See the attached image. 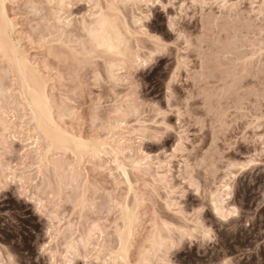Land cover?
Instances as JSON below:
<instances>
[{
    "label": "rangeland",
    "instance_id": "1",
    "mask_svg": "<svg viewBox=\"0 0 264 264\" xmlns=\"http://www.w3.org/2000/svg\"><path fill=\"white\" fill-rule=\"evenodd\" d=\"M4 2L0 262L264 264V0Z\"/></svg>",
    "mask_w": 264,
    "mask_h": 264
},
{
    "label": "bare ground",
    "instance_id": "2",
    "mask_svg": "<svg viewBox=\"0 0 264 264\" xmlns=\"http://www.w3.org/2000/svg\"><path fill=\"white\" fill-rule=\"evenodd\" d=\"M0 3H1V6H4V0H0ZM3 10H4V7H1ZM4 12V11H3ZM2 12V13H3ZM7 22V21H6ZM7 23H9V22H7ZM9 25L11 26V24L9 23ZM8 25V27H10ZM2 26V25H1ZM5 27V26H4ZM7 27V28H8ZM10 31V30H9ZM3 32H5L4 31V29H0V36H5V35H3L4 33ZM3 33V34H2ZM2 34V35H1ZM0 39H1V41H3V39L0 37ZM106 39H107V37H106ZM4 40H6V38L4 39ZM7 42H9V40H6ZM6 41H4V43L6 42ZM7 42H6V44H7ZM2 45H3V42H2ZM10 48H12V47H10ZM17 51V50H16ZM14 52V59H15V61H16V65L15 66H17V68H18V72H19V74L21 75V78H22V81H24L25 82V84H26V86H27V88L26 89H28V94H27V91H26V94L28 95L27 96V101H28V105H30L31 106V108H32V112H34L33 114H34V117H37V119H38V123H39V125L41 126V127H44L45 128V126H47V125H49V123H50V121H51V116L52 115H50V111H48V108L47 107H49V106H47L46 105V103L48 104V102H46L45 100V98H43V97H45L44 96V94L42 95L40 92H42V91H39L38 89H37V87L35 86V87H33V85H31L30 84V82L28 81L30 78L28 77V75H27V73H28V65H27V62L23 59V57L21 58L18 54H17V52ZM12 52V51H11ZM19 52V51H18ZM11 55H12V53H11ZM14 61V60H13ZM29 78V79H28ZM38 125V126H39ZM51 125V124H50ZM52 126V125H51ZM49 127V126H48ZM43 128V129H44ZM57 128H59V127H57ZM45 131H46V128L44 129ZM55 130H56V128H55ZM58 130V129H57ZM59 131V130H58ZM55 132V131H54ZM62 132V131H61ZM52 133V132H51ZM62 133H65V132H62ZM49 134V133H48ZM58 134V132H56V135H54V138H55V136H58L57 135ZM49 135H51V134H49ZM51 137H52V135H51ZM73 137V136H72ZM53 138V142L54 143H57V144H59V145H70L71 144V142H69L68 140H64V139H59V140H57V139H54ZM77 140V139H76ZM76 142H78V140L76 141ZM54 145V144H53ZM56 145V144H55ZM73 145V144H72ZM80 145V144H79ZM57 146V145H56ZM78 146V145H77ZM61 147V146H60ZM63 148H64V146H62ZM124 172H125V174H126V171L124 170ZM226 188V190H227V187L228 186H225ZM230 188V187H229ZM224 189V190H225ZM223 190V191H224ZM229 190V189H228ZM223 193V192H222ZM221 194V193H220ZM220 194L215 198V202H216V204H215V210H216V213L218 212V214H221L222 212H223V209H225V207H224V205H225V203H226V197H225V195L227 194L228 195V193H225L224 195H221V196H223V197H221L220 196ZM225 197V198H224Z\"/></svg>",
    "mask_w": 264,
    "mask_h": 264
},
{
    "label": "snow or ice",
    "instance_id": "3",
    "mask_svg": "<svg viewBox=\"0 0 264 264\" xmlns=\"http://www.w3.org/2000/svg\"><path fill=\"white\" fill-rule=\"evenodd\" d=\"M170 30L175 31L174 26L170 25ZM180 38H183V37L181 36ZM153 39L156 40L158 43H161V44L163 43L162 41L159 40V37H155Z\"/></svg>",
    "mask_w": 264,
    "mask_h": 264
},
{
    "label": "clouds",
    "instance_id": "4",
    "mask_svg": "<svg viewBox=\"0 0 264 264\" xmlns=\"http://www.w3.org/2000/svg\"><path fill=\"white\" fill-rule=\"evenodd\" d=\"M0 264H3V262H0Z\"/></svg>",
    "mask_w": 264,
    "mask_h": 264
}]
</instances>
